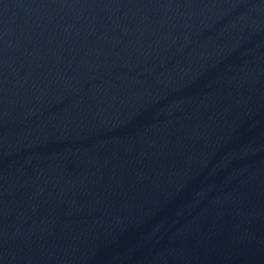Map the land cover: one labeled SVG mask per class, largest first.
Instances as JSON below:
<instances>
[{
  "label": "water",
  "instance_id": "water-1",
  "mask_svg": "<svg viewBox=\"0 0 264 264\" xmlns=\"http://www.w3.org/2000/svg\"><path fill=\"white\" fill-rule=\"evenodd\" d=\"M0 264H264V0H0Z\"/></svg>",
  "mask_w": 264,
  "mask_h": 264
}]
</instances>
